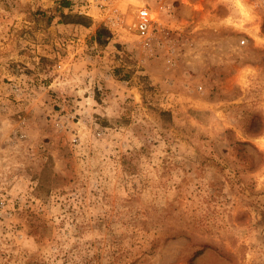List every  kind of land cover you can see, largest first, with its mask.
I'll list each match as a JSON object with an SVG mask.
<instances>
[{"label":"rangeland","instance_id":"rangeland-1","mask_svg":"<svg viewBox=\"0 0 264 264\" xmlns=\"http://www.w3.org/2000/svg\"><path fill=\"white\" fill-rule=\"evenodd\" d=\"M66 1L87 27L0 0V264H264V8L181 0L155 41L148 0Z\"/></svg>","mask_w":264,"mask_h":264},{"label":"built area","instance_id":"built-area-1","mask_svg":"<svg viewBox=\"0 0 264 264\" xmlns=\"http://www.w3.org/2000/svg\"><path fill=\"white\" fill-rule=\"evenodd\" d=\"M115 0H91V2L80 1V4H72L71 9L75 10L78 14H88L92 5L98 9L108 7L105 10L110 9L111 4ZM249 3L255 5V8H264V0H247ZM181 0H148L143 2L140 7L135 11L132 19L133 30L136 36L140 39H154L159 40V35L166 31V27L163 25H174L171 22L175 19V9L181 4ZM232 6L229 1H224ZM151 13L154 17H150ZM119 19V17H116ZM179 30V27L172 28L173 32ZM246 38L240 41V45H244ZM170 62V61H169Z\"/></svg>","mask_w":264,"mask_h":264},{"label":"bare ground","instance_id":"bare-ground-1","mask_svg":"<svg viewBox=\"0 0 264 264\" xmlns=\"http://www.w3.org/2000/svg\"><path fill=\"white\" fill-rule=\"evenodd\" d=\"M229 1L232 2L235 10L238 12L240 16V19L238 22H232L229 20V18H226V19L221 20V23L224 22L223 24L225 25L231 26L233 28L241 29L243 31L245 30L247 32H250L255 37L257 30L247 29V24L250 23L254 18L252 14L254 5L249 3L247 0H229ZM140 6L141 4L136 7V10Z\"/></svg>","mask_w":264,"mask_h":264},{"label":"trees","instance_id":"trees-1","mask_svg":"<svg viewBox=\"0 0 264 264\" xmlns=\"http://www.w3.org/2000/svg\"><path fill=\"white\" fill-rule=\"evenodd\" d=\"M66 0H59L58 8L56 9V16L58 17V22L62 24H72V25H80L87 27L88 26V18L82 15L72 14V13H64L63 10L67 7ZM55 16H49L48 20L51 21Z\"/></svg>","mask_w":264,"mask_h":264},{"label":"crops","instance_id":"crops-1","mask_svg":"<svg viewBox=\"0 0 264 264\" xmlns=\"http://www.w3.org/2000/svg\"><path fill=\"white\" fill-rule=\"evenodd\" d=\"M224 3H226V2H224ZM180 7H176V9H175L176 11H175V15H174L175 19H173L171 21V22H174L175 26H178L182 21H186L187 19H189L191 17L190 13L186 10V8L184 6L181 7V9H180ZM181 19H184V20H181Z\"/></svg>","mask_w":264,"mask_h":264}]
</instances>
